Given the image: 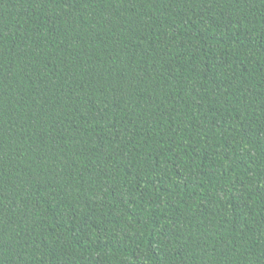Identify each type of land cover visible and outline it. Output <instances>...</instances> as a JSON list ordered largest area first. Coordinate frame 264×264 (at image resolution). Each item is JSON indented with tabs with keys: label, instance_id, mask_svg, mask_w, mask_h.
I'll use <instances>...</instances> for the list:
<instances>
[{
	"label": "trees",
	"instance_id": "obj_1",
	"mask_svg": "<svg viewBox=\"0 0 264 264\" xmlns=\"http://www.w3.org/2000/svg\"><path fill=\"white\" fill-rule=\"evenodd\" d=\"M0 264H264V0H0Z\"/></svg>",
	"mask_w": 264,
	"mask_h": 264
}]
</instances>
